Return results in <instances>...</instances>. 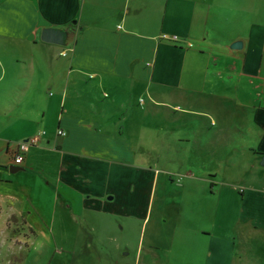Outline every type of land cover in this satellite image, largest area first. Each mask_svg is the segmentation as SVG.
<instances>
[{
    "label": "crops",
    "instance_id": "crops-1",
    "mask_svg": "<svg viewBox=\"0 0 264 264\" xmlns=\"http://www.w3.org/2000/svg\"><path fill=\"white\" fill-rule=\"evenodd\" d=\"M47 28L53 42L42 39ZM149 102L159 107V115L200 113L211 126L229 121L238 141L249 146L257 176L240 191L243 227L235 239L244 241L243 263L264 264V168H256L264 159V0H0V239L5 246L22 243L16 244L24 245L17 253L52 247L58 240L73 246L81 229H88L90 244L99 240L97 229L114 226L100 225V215L146 221L143 199L160 173L134 161L135 147L145 138ZM135 118L136 127L128 126ZM38 133H43L40 142L16 164L18 143ZM212 142L211 132L206 143ZM178 181L184 188L209 180ZM13 215L22 221L10 223ZM6 226L26 232L3 237ZM147 236L149 247L158 249V228L149 234L145 228L143 242ZM178 236L192 251V262L199 257L201 264H213L228 251L214 247L210 237L189 240L188 227L181 226ZM114 256L113 264L120 263Z\"/></svg>",
    "mask_w": 264,
    "mask_h": 264
},
{
    "label": "rangeland",
    "instance_id": "rangeland-1",
    "mask_svg": "<svg viewBox=\"0 0 264 264\" xmlns=\"http://www.w3.org/2000/svg\"><path fill=\"white\" fill-rule=\"evenodd\" d=\"M149 105L145 138L143 143L139 141L138 145L135 144L134 161L135 166L158 169L160 173L149 198L143 199L148 212L147 220L145 217L120 214L100 215V225L114 226L111 230L97 229L98 235L94 234L99 240L96 242H85L91 235L88 229H81L78 244L63 245L58 240L52 247L38 245L32 253H17L24 245L16 244L22 243L11 241L5 246L4 240L0 239V264H113L114 255L120 262L118 264H201L199 257L197 262L190 261L193 253L178 236L181 226L188 227L189 240L200 237L197 231L205 232L200 238L214 239V247H220L224 253L228 249L222 256L224 259L214 257L213 264H227V261L228 264H257L252 261L243 263L247 259L241 250L244 241L240 237L235 239L243 227L238 221L243 198L240 191L257 176L251 167L253 161H250L249 146L245 141H238V131H232L229 121L224 124L218 120L217 125L211 126L210 120L203 114L185 116L175 112L159 115V107L153 102ZM233 124L239 125L238 121ZM127 125L136 127L137 119L132 122L129 119ZM223 126L226 137L221 136ZM211 132L213 142L207 144ZM232 135L236 137L231 138ZM185 136L191 138V143L178 141ZM260 167L264 168L262 159L256 166ZM174 176L178 177L176 181L171 178ZM187 176L207 177L209 181H191L183 188V181L178 180ZM203 188L206 194H203ZM21 218L13 215L9 221L17 224L22 221ZM154 226L158 228L159 242L156 245L158 249L152 250L149 236L144 242L143 239L145 228L149 234ZM4 232L3 237L13 239L26 231L6 226ZM183 254L187 258H182Z\"/></svg>",
    "mask_w": 264,
    "mask_h": 264
},
{
    "label": "built area",
    "instance_id": "built-area-1",
    "mask_svg": "<svg viewBox=\"0 0 264 264\" xmlns=\"http://www.w3.org/2000/svg\"><path fill=\"white\" fill-rule=\"evenodd\" d=\"M174 38L178 40L177 36ZM58 133L63 136L66 135V132L62 129H60ZM42 134L43 133H38L37 135L18 143V151L14 159L16 164H22L24 162V155L30 150L32 146H35L40 142Z\"/></svg>",
    "mask_w": 264,
    "mask_h": 264
},
{
    "label": "water",
    "instance_id": "water-1",
    "mask_svg": "<svg viewBox=\"0 0 264 264\" xmlns=\"http://www.w3.org/2000/svg\"><path fill=\"white\" fill-rule=\"evenodd\" d=\"M53 35H54L53 34V30L47 28V29H45L43 31L42 39L44 41H46V42H53ZM240 46H241V43H238V44L233 45V48H238ZM263 164H264V159H263ZM21 169H23V168H21V167H12V171H19Z\"/></svg>",
    "mask_w": 264,
    "mask_h": 264
}]
</instances>
